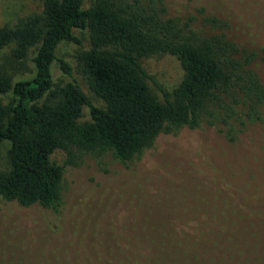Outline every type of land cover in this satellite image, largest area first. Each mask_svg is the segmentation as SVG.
<instances>
[{"label": "trees", "instance_id": "1", "mask_svg": "<svg viewBox=\"0 0 264 264\" xmlns=\"http://www.w3.org/2000/svg\"><path fill=\"white\" fill-rule=\"evenodd\" d=\"M221 1L237 15L233 3ZM197 12L205 24L226 27L207 15L205 6ZM192 22V17L183 22L169 17L164 0H42L38 12L13 26H0V52L12 46L11 55L18 61L31 52L34 66L30 80L13 82L0 75V94L10 95L6 103L0 98V151L8 146L9 164L0 170V200L58 212L66 165L77 166L86 155L101 158L109 153L130 164L159 136L196 129L206 117L226 124L225 139L243 152L228 178L245 187L258 182L257 194H264V132H259L264 127V85L252 68L256 54L223 33L195 37ZM75 30L88 31L89 48L78 60L88 89L103 106L94 105L77 83L54 87L55 62L65 74L71 73L57 57V48L63 42L80 45ZM161 54L176 57L183 71L171 90L157 84L140 63L141 58ZM148 80L159 88L163 102L150 92ZM83 107L90 120L80 122ZM226 187L206 202L224 214H162L173 232H138L134 239L144 244L125 245L127 264H212L198 245H220L223 236L229 245L250 240L251 245H264V230L257 232L264 226L256 216L260 212L248 211L255 203L239 205L233 196L220 198ZM181 202L173 209L202 203L187 198ZM241 210L245 213L234 217Z\"/></svg>", "mask_w": 264, "mask_h": 264}, {"label": "rangeland", "instance_id": "2", "mask_svg": "<svg viewBox=\"0 0 264 264\" xmlns=\"http://www.w3.org/2000/svg\"><path fill=\"white\" fill-rule=\"evenodd\" d=\"M227 1L237 8V15L221 0H164V4L169 17L181 22L193 18L190 29L195 37L223 33L241 49L254 52L257 58L252 68L264 85V0ZM41 3L42 0H0V26H13L19 18L38 12ZM202 5L207 15L218 18L226 27L205 24L197 12ZM74 34L81 39L80 45L63 42L57 48V57L70 67L71 73L65 74L55 62L54 87L77 83L94 105L103 106L88 89L78 60L89 48L88 31L75 30ZM11 49L9 46L0 52V75L13 82L30 80L34 76L33 53L18 61L13 59ZM140 63L166 90L175 88L182 79L183 71L174 56L154 55L141 58ZM147 84L163 102L159 88L150 80ZM0 98L6 103L10 95L0 94ZM89 120L88 108L83 107L79 121ZM228 129L223 122L214 123L206 117L196 129L159 136L141 158L126 165L110 153L101 158L83 156L77 166L64 167L58 212L37 204L25 207L0 200V264H127L125 245L144 244L135 241L138 232H173L171 225L163 223L162 214L167 218L184 213L224 214L206 202L214 200V191L229 184L219 197L233 196L239 205L255 203L248 211L256 214L259 210L256 216L264 223V194H257L260 184L253 181L245 187L241 181L228 178L243 154L225 139L223 132ZM259 132H264V127ZM7 149L4 144L0 151L2 171L9 168ZM61 159L64 161L65 156ZM185 198L202 203L173 209L175 202L182 203ZM240 212L234 217L245 213ZM157 220V225H149ZM263 230L264 226L257 229L258 234ZM225 240L223 236L220 245H198V249L204 258L213 259L212 264H264V245H251V240L245 245H229Z\"/></svg>", "mask_w": 264, "mask_h": 264}]
</instances>
